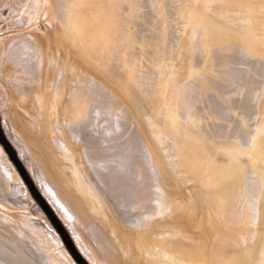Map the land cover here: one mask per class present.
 Segmentation results:
<instances>
[{"label":"bare ground","instance_id":"6f19581e","mask_svg":"<svg viewBox=\"0 0 264 264\" xmlns=\"http://www.w3.org/2000/svg\"><path fill=\"white\" fill-rule=\"evenodd\" d=\"M134 1L135 0H35V6H36V8H38L39 13H42L43 15H45V24L42 25V29L40 31V36H39L40 41L43 45V52H44V54L40 53L42 56L41 58H42V61L44 59H46L48 61L51 57H53V60H51V61L55 60V62H58V64L61 63V66L63 68L62 70H60V72L63 71V72H61L63 74L62 75L63 79L61 81L62 85L60 84L61 86H59L57 89L55 88L56 90L54 92H52L51 89L53 86L51 88L49 87V85H50L49 83L51 80L49 81L48 86L46 84H47V81L49 79L45 80V82L42 81L43 85H42V87L40 86L41 87L40 91L37 92L35 94V96L33 95L34 97H32V99L35 102H33V100L31 99L32 95L31 96L29 95L30 97L28 99L32 100L31 102H33V104L35 103V106H36L33 108L27 107V106L25 107V105L23 106L21 103L22 100L21 101L18 100L19 102L13 101L10 108L7 106L6 107L4 106L3 108H1V103H0L1 121L2 120L6 121V119H7L6 117L9 118V128H7V130L9 129L8 130L9 133L14 135L12 137L19 135L20 137L19 136L18 137L20 139H22V141L24 142L23 146L26 145L28 147L27 149H29V150L31 148V150H32L31 152H33L32 154L37 156L38 159H40L41 161L45 162V164H44L46 166L45 169H47L49 171V172L48 171L47 172L53 175V176H51L52 178L54 177L56 180H60L59 182H61L62 184L63 183L65 184V186L68 189L69 196L72 197V200L74 199L75 205L78 204L80 207L83 208V210L85 211V214H86L85 216H87L89 218L90 216L93 215V216L97 217V219L99 218L100 220L103 221V222L101 221L102 225H104L103 227H106L107 232L104 231L105 234L102 232L101 236L98 234H96V235H98V237L100 236L101 238L105 237V238H102V239H105V242H106L105 243L102 240L103 243L106 244V245H104L103 248H104V251L107 252V254L109 252L108 248H110L111 251L109 252L108 255H110V256L113 255L114 258L115 257L117 258V256H119L121 254L122 257L120 255V257H118V259L122 258L120 260L123 261V258L125 259V257H128L130 249L134 247V249H135L134 252L136 251L135 253H137L136 257H138V259L141 258L142 259L141 262L143 264L144 263L145 264H264V99L261 101L262 98L260 96L257 97L255 95V97H257V99H260V102H261V103L259 102L260 104L255 105V106H257L255 108V118H256L255 120L256 121H254V118L252 117L253 115L252 116L250 115V113H252V112L254 113V105H253L254 102L252 103V101H254V99H252V101H251V95L253 96V98H255L253 94L261 93V96L264 97V86H262L263 88L261 87V91H263V92H260V90L255 91V90H257V88H260L259 86L262 83L261 81L264 80V0H172V2H174V4L176 2V3H178V5L179 4L181 5V9L183 10V11H181V12H183L182 16L185 19V23H186L185 24L183 22L186 26L183 23H181L183 25V27L184 26L186 27V28L184 27L185 29H183L181 25L177 26L178 27L177 29L180 30V32L185 33V34L183 33L184 35L182 38H180V36H179L180 42L177 44L175 43L176 40H174L175 42L173 41L174 43H172L169 40L171 36H172L171 38L174 39L173 34L175 32V28L177 25V24L176 25L174 24L177 20L176 21L174 20L175 22H173V20H172L174 13H172V14L170 13L172 17L169 16L170 14H167V13H169L166 11V10H168V7L165 6L167 8V9H165V7L163 6V0H150L151 2H149V3L151 5L154 3L155 4L154 7L157 8L156 12H155L154 11L155 9L152 7L154 9L153 14H155V15L153 16V14H152V16H151L152 18H150V19H152V23H151L152 25L151 26L153 28V31H154V33L157 32V36H155V37H158V38L160 37V40L157 42L159 45L156 43L157 45L155 47L156 48L161 47V51H162L161 55L160 54L158 55V53L157 54L153 53L154 56H155V54L157 55L153 58V62H151L152 61L151 57L147 56V59L148 58L151 59V61L149 59L148 60L150 61V63H152L151 65H153V67L155 68L154 71L158 74V76L156 75L157 77H155V79L150 77V75L152 73H155V72H152L153 67L150 68L152 70H149L150 74L148 75L147 69L150 67L149 66L150 64H148V66H149L148 68L145 69V67L147 65L146 62L149 63V61H146L147 59H145L144 57L142 59L141 58L142 55L139 56L140 54L138 55V52H137L138 49H141L142 51L146 52V47L144 44L145 41L142 42L141 41L142 38L141 39L138 38L140 36L139 34L142 35L143 32L138 33L139 31L135 27L136 24H133V22L130 19V18H132L130 16H132L133 14L135 15V13H134L135 6H134V8L130 7L131 9H134V11H133V14H131L129 16L125 15V13L128 12L130 10V8L128 11L123 10V5H125V4L127 5V3H131L133 5ZM136 1H138V0H136ZM145 1H147V0H145ZM131 4H130V6H132ZM136 4H140V6H141V4H142L141 0H139ZM171 5H170V7L173 8V6H171ZM180 5H179V8H180ZM128 6H129V4H128ZM137 7H139V6L137 5ZM143 8L144 7H141V9H143ZM130 11H132V10H130ZM145 11H144V13H145ZM168 11L173 12L172 9L168 10ZM178 11L179 10H177V13H178ZM181 12H179L178 14L181 15ZM128 14H130V13H128ZM178 14H176V16ZM134 15H133V17H135ZM141 18H143V17H141ZM144 18H145V16H144ZM180 18H182V17H180ZM40 19H42V17ZM174 19H175V14H174ZM242 20L244 23H240ZM137 22H140V21H137ZM143 23H145V22H143ZM178 24H180V23H178ZM180 26L184 31H181ZM177 31H176V33H177ZM152 34H153V32H152ZM158 34H159V36H158ZM177 34H180V33L178 32ZM149 35H150V33H149ZM154 35H156V33ZM177 36L178 35H176V37ZM144 37H145V35H144ZM148 38H149V40L151 39L150 36ZM148 38H144V40L148 41L147 40ZM158 38H157V40H158ZM152 39H154V36L152 37ZM177 39H178V37H177ZM32 40H36V39L33 38ZM32 40H30V41L32 42ZM156 41L153 40V42H156ZM27 42H26V45L28 46ZM148 42H146V44ZM151 42H149V43L153 44V42L152 43ZM167 42L169 44L172 43L173 46H174V44H176L175 46L178 45L177 51H175L176 47L166 45V46H169L170 48L171 47L175 48L174 55H173V52H174L173 49L170 51V48L164 47V45ZM177 42H178V40H177ZM32 43H34V42H32ZM22 44L23 43H21V45ZM34 44H35V46L33 49H35V47H36V43H34ZM34 44H32L31 47H33ZM38 44L39 43L37 42V45ZM150 44H149V46H150ZM42 45H41V47H42ZM154 45H155V43H154ZM27 46H26V48L28 50ZM151 46L153 47V45H151ZM30 48H29V50H30ZM38 49L41 50L40 46H39V48L37 47V49H35V51L34 50L33 51L36 52V50H38ZM149 49L152 50V48H149ZM149 49H147V50L149 51ZM166 49H169L168 50L169 55L170 54L173 55L172 56L173 58L172 59L170 58L172 60V62H170V63L165 62L166 58L163 59L164 54H166V52L168 53V51H166ZM24 50L28 53V51L26 49H24ZM153 50L151 51V53L149 52L151 56L153 55L152 52H157V51H155V50L153 51ZM17 51H18V49H17ZM31 52H32V49H31ZM31 52H30V56H31ZM34 52H33V55L36 54ZM158 52H160V50ZM233 52L235 54H233ZM21 53H22V51H21ZM23 53H24V51H23ZM25 55L26 54L24 53L23 58ZM146 55H149V54L146 53ZM38 56H40V55L38 54ZM38 56L36 57L34 55L33 57L38 59ZM13 58H14V56H13ZM18 58L20 59L21 56L19 55ZM18 58H16V60ZM27 58H28V54H27ZM29 58H31V57H29ZM29 58L27 60H25L26 59V56H25V59H24L25 65L26 64L29 65V62H25V61H28ZM19 59H18V61H19ZM34 59L29 60L30 63H31V61H34ZM39 59H40V57H39ZM16 60H15V58L13 60V62L15 61V63H11V61H8V60L7 61H8V63L10 62V65L14 64L13 66H15V65H17ZM20 60H23V59H20ZM40 60H37V61L42 62ZM209 60L217 61L219 66L228 67L232 63L234 65L236 64L238 66L237 67H234V66L231 67L234 69H231L229 66L230 69H228L226 72L222 71V69H221V71H216L217 70L216 69L215 70L216 72L212 71L213 73L202 72L206 68L205 65L209 62ZM5 61L6 60H4V62ZM37 61H35V62L39 63ZM51 61L50 62L48 61V63L51 67H53L54 63H53V65H51L52 64ZM143 61H145V63ZM6 63L4 64L5 65L4 68L7 67ZM19 63H20V61H19ZM36 63H35V65H36ZM143 63L146 64L145 67H144ZM212 63H214V62H211V65H212ZM22 64H23V62H22ZM10 65L8 64L9 67H8L7 72L10 71L9 70ZM49 65H47V67H46V68H48V71H49V67H50ZM141 65H143L142 67H144V69L141 67ZM244 65H247L246 69L243 67ZM1 66H2V64L0 62V67ZM13 66L11 65V67H12L11 72L13 70V73H14V68H16L15 70H17V66L16 67H13ZM37 66L41 67V65H38V64L36 65V67ZM241 66H242V68H241ZM253 66L255 67V69L253 68ZM33 67H35V66H33ZM203 67H204V69H202ZM208 67L211 68L210 65H208L207 68ZM250 67H252V69ZM1 68H3V67H1ZM214 68H215V66H214ZM218 68H220V67H218ZM249 68L251 71L249 70ZM22 69H23L24 75H25L26 69L24 70L23 67L22 68L20 67L19 68L20 71L19 72L17 71V72L23 73V71H21ZM31 69H33L32 70V72H33L35 68L31 67ZM37 69L38 68H36V70ZM41 69H42V67H41ZM111 69L112 70L114 69V71H115V69H117V70H119V73L122 72V75H123V77H120V76L119 77H113L112 81L114 83L108 82L109 84L110 83L115 84L116 89L114 87H113L114 89L112 87L110 88V85L107 84V82L105 80L106 78L110 77V75H111L110 70ZM208 69H205V70L211 71ZM45 70L42 71L43 74L45 73L44 72ZM48 71H46V72H48ZM56 71L59 72L58 67H57ZM56 71L54 72L55 74H56ZM114 71H111V72H114ZM17 72H15L14 74L18 75ZM42 72H41V74H42ZM255 72L258 74L257 76L259 78H257L256 75L252 74ZM38 73H39V71L37 72V74ZM119 73H117V74L119 75ZM37 74H36V77H37ZM55 74L53 76H55ZM113 74H116V72ZM4 75H6V73L5 74L3 73V76ZM9 75L11 76V74H9ZM9 75L8 76L6 75V76L9 78ZM59 75L60 76H57L58 78L61 77V74H59ZM7 77H5V78H7ZM13 77L14 76H11V78H13ZM26 77H29V76L26 75ZM38 77H40V76L38 75ZM255 77L257 80L255 79ZM40 78H43V76ZM253 78L256 80L255 82L253 81ZM14 79H16V78H14ZM59 79H61V78H59ZM145 79H147L146 84H145ZM10 80H12V79H10ZM20 80H19V82H18V79L16 81L12 80V82L14 81V82H17V84L18 83L21 84L22 80H24V79L22 78V80L21 81ZM42 80H44V79H42ZM149 80L151 82H153V85L151 83L152 88L150 86H148V85H150L148 83ZM7 81H8V79H7ZM24 81H26V80H24ZM99 81L101 83V86L99 85L100 87L98 86L95 89V86L100 84ZM53 82L55 83L56 81L53 80ZM20 84H18L19 85L18 88L20 89L19 91L22 90L20 87ZM57 84L59 85V82ZM145 85H147V87ZM261 85H263V84H261ZM102 86L104 88V91L107 90L108 92L107 91L102 92L103 89L102 90L99 89ZM27 87H26V89H24L25 92H27L26 90H28ZM144 87L147 88L146 90H148V87H150L149 89H151V90L150 91L148 90L147 92H145L146 90L144 89ZM249 87H250V89H247ZM97 88H98L99 92L101 91L100 93H102V95L96 91ZM244 88H246L247 90H244ZM30 89H32V88H30ZM37 89H39V88H37ZM37 89H36V91H38ZM211 89L216 90V91L213 90V92H218L219 95L222 94L225 97H228L229 95H232V93L234 94L237 91L240 92L241 89L246 91L247 94L250 92L248 94L249 96L245 94L248 97V98L245 97L246 101L244 100L245 101L244 102L242 100V101H240L241 102L240 104H242V102H244V106H245L246 110H243L242 112L245 111V113L247 114V115H245V113H244L245 116H248V114H249L253 118V123H257V124H255V126L257 125L255 127V129L256 128L257 129L256 130L253 129V131L254 130L255 131L249 132L250 135H248L249 134V133H247L248 129L246 130L245 128H247L250 125L249 122H251L250 121L251 119L246 121L249 117L245 118L244 116L242 117V115H241L242 118L239 120L238 118L241 114L240 113L239 115H236V116H238V118H236V119H238L237 124H236V119L233 118V116H235V114H237L238 111H237V113H235V114L233 113L234 115H232L231 111L234 108V107H232V109H231V107H230L233 105V102L231 101L232 96L229 97V99L231 98L230 101L232 103H230V104H232V105L228 104V106H227L226 100L223 101V103L225 102L226 105H223V103H220V101H221L220 99L223 97H221V96L217 97V98H220L219 99L220 101L219 102L216 101L218 99H216L214 95L215 94L218 95L217 93H211V95L214 98L212 96H208V92L210 93ZM28 91H30V90H28ZM143 91L145 92V95L140 94V93L144 94ZM247 91H249V92H247ZM254 91H255V93H253ZM25 92L23 94H25ZM109 92L111 94L113 93L112 96ZM13 94H12V96H13ZM139 94H140V96L142 95L143 97L139 98V96H138ZM27 95H28V92H27ZM113 95H115L117 97V99L119 100L117 102H119L121 105L123 103L126 105H129V107L132 108L134 110V112L136 110H139L138 108H142V107L137 108V105H136L137 100L139 98L140 101H138V102L140 103L143 101V104H144V106L148 112L147 116L149 115L148 117H150V119L148 118L149 121H147V122L145 120H142L141 123L138 122L141 125L140 130H141V134H143V137H144V139H142V137L140 136V138H141L140 140H145V142L141 141V142H143L142 144L144 147L141 149H145V151H147L146 154L148 153V156H146V160L145 159H143V160H145L148 163V165H150L148 170L151 171V172H148L150 176L146 175L147 180H146V178H144L145 177V172H144L145 170L143 172L140 171L141 169L143 170V168H144L143 164L141 162V159H140L142 157H138V156L136 157V154H135L134 161L133 160L130 161V158L128 157L129 155L131 156V153H132V151L130 149H132L136 145L132 146L131 145L132 143H131L130 145L132 146V148H130V145H128L129 146L128 147L127 144L126 145L124 144V142L126 140L123 141L122 137H121L122 142L120 141V143L121 144L123 143L124 146L123 147L120 146L121 144L119 143L120 149L122 147V150H123L127 146V148H130V149H127V148H125V149L130 150L131 153H130V151L126 152L125 149H124L125 151H122V150L120 151L119 147H115V149L113 148L114 150H116V148H118L116 150V153H117V151H118V153L116 154L115 151L110 148L114 152H111L110 150H108L111 152V153H109V152L108 153L109 154L114 153L116 155H114V154L108 155V153H107V155L109 156L108 160L107 159H106L107 161L104 160L105 162L101 161V163L98 162L99 165L101 164L102 166L104 164H107V166H105V169L109 165V167L107 168V170H109V171H110V165H112V164H110V161L114 162V164L112 165L113 170L110 171L111 174L113 173L112 171H115L112 175L113 179H114L113 180L114 185L117 181L120 180V177L123 180L122 171H119L121 169L124 170L123 172H124V175L126 176V177H124L125 178L124 182L125 183H126V181L131 182V185H128L127 183L123 184L122 183L123 181L120 180L119 182L122 183L123 186L122 185L120 186L118 183L114 186V185H112V183H110L112 185V187H110L109 189L112 188L111 189L113 192L112 194L117 195V193H119L117 195V196H119L120 195L119 190L122 189V188L119 189L120 187L124 188V186H130L129 188H133L132 186L136 185L135 188H138L137 190L139 192V193H137V192L136 193H137V196L139 195L138 197H139L140 201L142 200V201H145L146 203H147V201H149L150 204L154 205V207L152 208V211L150 210L151 208H147L145 202H144L145 205L143 204L144 206L141 205V206H143V208L145 207L147 210L149 209L150 210L149 213H147V211H144L145 208L143 209L139 205V207L141 209H143L142 212L144 211L145 213L144 212L142 213L137 208L138 209L137 212H141V214L139 213L140 215H136L134 213V215H136L138 217L137 221H138V219H141V221H138L141 223L135 224L136 229L134 228L133 224H132L133 228L131 226H130L131 228L129 226H127L128 224L124 225L125 227L129 228V229L127 228L128 231L131 229H134L133 232H132V230L128 232L127 229H124L125 228L123 226L124 223L123 224L120 223L124 219L127 220V218H128L127 215L130 212L125 216L127 218H124V216H123V218H120L121 221L119 219L117 220L118 222L120 221L119 223L116 222L115 218L117 216V213H116V216L115 215L113 216L110 213L111 211H109V209L111 208V202H109L110 206L109 205L108 206L110 208L108 209L107 205L103 204V202H104L103 199L105 198V196H104V198L102 197V200H101L102 202H101L100 198L102 196V193H101V196H99V192H98L99 190H97L98 194L96 192V189L99 186L96 185L97 188L95 189V187H93L94 185L92 186L93 181L89 182V178H91V177L89 175H88L89 178L85 177V176H87V175H85V173L88 174V172H89L88 170L91 171V169H92L91 166H93L94 164H95L94 166H97V164H98L97 162L94 163L95 160L93 161L92 160L93 158L91 159V156L94 154L93 151H92L93 154L90 156L89 160H92L91 162L94 164H91L90 161L87 162L88 164L87 163L85 164V165H88L87 166V168H88L87 172H85L86 168L85 169L83 168V164L85 162V160H83V159H87V157H86L87 154L89 156L91 154V150H92L90 147L91 146L90 145L91 144L90 139H92L93 137L96 138L97 136L99 137V135H97L99 133H97V134L94 133V135L90 136V137H89V135H92V133L96 130V128L101 130L99 127L96 126L97 124L94 123V121L96 120V119H94V120H92V122H93L92 124H95V126H93L95 130H93L92 133L89 134V132H88L89 129L87 128V125H89L90 123L87 124L86 120L89 119L88 116L90 113L92 114V117H94V115H95V114L93 115V113H96L97 117L100 114H101V117L103 116L102 118L105 119V121L103 119V121L105 123H106V121L109 122L110 118H111L110 113L112 112V111L110 112V99L113 97V99L115 100V98H116ZM15 96L17 97V99H19L20 97H22V98L24 97V96H20L18 98V95H15ZM237 96H240V95L237 94ZM16 97H14V99ZM208 97H210V98H208ZM141 99H142V101H141ZM229 99H228V101H229ZM235 99H236V97H235ZM240 99H236V100H240ZM257 99H256V101H258ZM229 102H227V103H229ZM23 103H25L24 100H23ZM139 105H142V103ZM238 105H239V103H238ZM233 106H236V105L234 104ZM239 107L241 108L242 106H239ZM230 109H231V111H230ZM140 110H143V109H140ZM240 110H242V108ZM123 111H124V109H123ZM147 112H145V113H147ZM230 112H231V115H230ZM234 112H236V111H234ZM122 113H120V114H122ZM1 114L4 115L5 119L4 118L2 119ZM144 114H143V116H144ZM85 116L87 118L85 120L86 129H88V130H84V132L88 133V134H86L88 139L86 136H84L85 134H83V132H81L82 135H79V134H81L80 132H79V134H76L77 132L75 131V129H74L75 135L70 134V136L73 135V137L72 138L71 137L66 138L67 139L66 141L68 143L66 141H64L65 139L60 138L61 134H59V133H61L62 131L64 132L65 129L62 130V128H61V132H60L57 128H55L54 124L55 123H56L55 125L58 124L56 122V120H58V122H59V119L61 120V117H63V119L61 120L63 122L60 121L61 123H59V124L60 125L62 123L66 124L68 122L66 125H68V127H69V124H70L69 121H71V126L74 123L77 125L78 124L77 122H79L80 120H83V117L85 119ZM122 116H124V115H122ZM230 116H232V119H234L232 121H235V124H234L235 126L231 123L232 127L235 128V129H233L231 127L234 131L233 132L231 129V132L233 133V135H231L230 138H228L229 140L227 138H225L228 142H226L225 139H224L225 142L220 141V140H223L220 138V137L224 138L223 135H226L225 137L228 136V134H222V133L227 130V129H225V126H224L225 123L224 122L228 121V119H230ZM137 117H140L139 114H137L136 118ZM64 119H67L66 123H65L66 120L64 121ZM90 119H92V118H90ZM118 119H116V120H118ZM133 119H135V118H133ZM100 120H102V119H100ZM116 120H115V122L118 123V121H116ZM203 120L208 122V123H206V122L204 123ZM97 122H99V119ZM229 122H227V123H229ZM6 123L8 124L7 121H6ZM101 123H103V122H101ZM133 123L134 122H132V124ZM253 123H252V125H253ZM80 124H81V122H80ZM85 124H84V126H85ZM92 124H90V127H89L90 131L93 128ZM108 124H110V123H106L107 126H109ZM205 124H208V125H206V127H205L204 126ZM81 125H83V124H81ZM103 125H104V123H103ZM103 125L101 126V124H100L99 126L104 127L105 125L104 126ZM115 125H116V123H115ZM115 125H114V128H116ZM201 125H203V126H201ZM63 126H65V125H63ZM136 126H137V123H136ZM57 127H58V125H57ZM5 128L6 127H4V129ZM72 128H74V127H72ZM117 128H120V127H117ZM226 128H228V127H226ZM253 128H254V126H253ZM69 129H71V128H69ZM98 129L96 130L97 132H99ZM115 130L117 131V129H115ZM115 130H114V132H115ZM244 130H246L247 132ZM57 131H59V132H57ZM101 131H104V132L111 131L110 126L103 128V130H101ZM250 131H252V130H250ZM68 132H67V135H68ZM122 132L124 133V131H122ZM64 133H66V132H64ZM70 133H72V132H70ZM108 133L106 135L110 136V133H109V135H108ZM119 133L117 135H120ZM95 134L97 135L96 137H95ZM113 134H115V133H113ZM76 135H77V137H76ZM100 135H101V133H100ZM104 135H105V133H104ZM106 135H105V137H106ZM129 135L130 134H128V137H129ZM220 135H222V136H220ZM78 136L82 137V138H83V136H84V138L86 137V139H84V141L86 142V140H89L90 144L84 142L82 144H78V146H77L76 145L77 142H76V139H74V137L78 139V143H81L83 140L82 138H80L81 140H79ZM161 136H164L162 138L167 137L166 139L169 140L168 142L171 145H167V147H169V146L173 147L174 153L172 152V154H175V156L173 157L171 154L170 155L173 157V159H175V157H176L177 162L175 160L174 161L176 163H178V165L176 163L175 164L178 166L180 172H182L184 174V176L187 177V178L186 177L185 178L188 180V182L192 185V187H191L192 192L190 191L191 192L190 194H193L194 198L193 199L191 198V200H189L190 199L189 197L182 196V193L181 194L179 193L180 195L178 194V195H176V197L173 196V198H172V195L170 194L171 197L169 199L168 195H165V194H167V192H166L167 186L165 187L166 193L164 192L165 193L164 195L161 196V195H159V193H157L158 192L157 189L159 188V191H160L161 185L164 184V182L161 183L162 177H164V176L167 177V175L168 176L170 175L169 174L170 170L168 171V168H167L168 166L166 167V165H169V164L167 162L165 165V162H164L165 161L164 153H166L167 151L166 152H163V151L167 150V149H164V147L160 144V137ZM232 136H233V138L231 139ZM7 137L9 139H12L11 137H9L8 133H7ZM18 137H15V138H17L16 141H18ZM100 137H102V136H100ZM105 137L103 136L104 139H105ZM248 137H249V140H248ZM59 138L63 141H61ZM68 138L74 139L73 141H75L76 144H74L75 142L71 143L70 142L71 139H70V141H68ZM109 138L110 137H108V140H109ZM134 138H136V137H134ZM218 138H220V140L216 141L215 139H218ZM100 140H101V143L103 142L104 144H106V142H104V140L102 141V138L98 139V141H100ZM112 140H113V138H112ZM244 140H247V142L245 141L246 142L245 146H244V144H242V141H244ZM69 142L71 144H74V146L76 145L77 147H75V148H77V149L72 147V145ZM115 142H116V140H115ZM141 142H140V147L142 146ZM168 142L166 141V143H168ZM93 143H95V142H93ZM113 143H114V141L112 142V144L109 143L108 146L104 145L103 148H105V147L107 148L110 145H113ZM117 143L116 144L114 143V145L118 146ZM145 143H146V145H145ZM83 144H89V145H85V147H86L85 148L83 146ZM98 144H100V143H97V146H98ZM79 145H80V147L82 145V148L84 147L83 149H85V150L80 149L81 150L80 151L78 149ZM165 146H166V144H165ZM138 147H139V145H138ZM172 147H169L170 150H172L171 149ZM89 148L91 150H89ZM86 149L88 151H86ZM82 151H84V153ZM85 152H86V154H85ZM98 152H97V155L95 153L94 156L98 157ZM105 152H107V150ZM121 152H124V153H121ZM126 153H128V154H126ZM141 153H142V151H141ZM0 154H3L4 158L7 161V164L2 163L4 165L3 166L1 165L2 167H4L5 165H8V167L7 166L4 167L5 172H7V173L10 172L9 170L6 169V167L8 169H11L13 176H15V178L18 180V183H19V185L23 191L22 194L24 193L26 196H28L32 200V202L34 204H37L34 201V199L32 198V196L30 195L27 186L23 182L20 174L18 173V171L16 170V168L14 167V165L12 164L10 159L8 158V155L6 154L4 148L1 145H0ZM19 154H20L19 156L23 160V155H22L21 150L19 151ZM143 154H145V153H143ZM100 155L101 154L99 153V156ZM104 155H106V154H104ZM166 155H168V154H165V156ZM170 155H168V157H170ZM219 156H223L222 160L219 158L221 161H219L217 159ZM96 157H94V159ZM100 157H102V156H100ZM99 159L100 158L98 157L97 161H99ZM126 159H128V162L126 161ZM41 161H39V162H41ZM102 162L104 164H102ZM113 162H111V163H113ZM131 162H132V164H130ZM172 163L174 164L173 160H172ZM173 164H172V167H174ZM89 165H90V168H89ZM98 166H97V168H99ZM103 167L99 168L100 171L104 170ZM31 170L32 169L30 167L29 172L33 176L34 181L36 182V185H38L37 187H39V189L42 191V194H44V197L48 200L50 205L54 208V210L57 213V215L59 216V218L62 220V222L64 223L66 228L69 230L70 234H72V238L74 239V242L76 243V246H77L78 250L80 251V253L84 256V258L90 264H100V262L98 263V261L96 260V256H95V258H93L94 254L93 255L91 254L92 255L91 256L90 252L88 251L89 250L88 244L90 243V241H87L88 238L86 240L88 243L84 242L85 241L84 239H86V237H88V236L84 235V237H82V234L80 233L81 235L79 238V233H78V231H76V227H77L76 225L78 223V220L76 219L77 217H75V214H73L75 212L76 208H75L74 212L72 213L71 210L68 209L69 207L67 206V204H64L65 203V201H63L64 198L62 199L60 196H58L59 190L56 191V189H54V188H56V187H54V185H53V187H54L53 188L52 185H49L48 182H46L47 179L44 180L45 174H43L44 175V179H43V176L41 175L43 172L42 173L39 172V174L36 175V174H34L33 170L32 171ZM96 170L98 171V169H96ZM100 171H98V172H100ZM118 171L120 172V174L118 173ZM95 172L96 171H94V173ZM117 173L119 174L120 177L118 176ZM148 173L146 172V174H148ZM170 173L172 175L171 171H170ZM182 173H181V175H182ZM89 174H90V172H89ZM102 175L104 176V174H102ZM249 175H251V176L248 177ZM97 176L100 179L102 178L98 174H97ZM104 177H106V176H104ZM148 177H150L151 179H149ZM182 177H183V175H182ZM247 177L249 179L248 182L246 181ZM252 177L254 179H252ZM47 178H48V176H47ZM109 178H111V177H108V179ZM250 178L252 180V183L250 181ZM115 179H116V181H115ZM166 179L169 181L170 176H169V179L168 178H166ZM172 179L173 178L171 177L170 181ZM102 180L103 179H101V181ZM105 180H107V177L102 182L103 185L105 184ZM172 181L174 183H175V181L177 182V180H175V181L172 180ZM111 182H112V180H111ZM132 182H133V184H132ZM188 182L186 181V183H188ZM253 182H255V184H253ZM57 184H55V185L57 186ZM110 184L107 183L106 186H108ZM165 184L168 185L167 182H165ZM184 184H185V182H184ZM173 185L174 186L172 188H174L176 191L180 190V187L178 185H175V184H173ZM250 185H251V188L253 187L252 188L253 190L251 189L252 191H250L248 189V188H250V187H248ZM170 186H172V185H170ZM170 186H169V188H170ZM187 186L188 185H186V187ZM58 187H60V185ZM63 187H61V190ZM117 187H118V190H117ZM114 188H116V189L113 191ZM129 188H128V190L130 191ZM135 188L132 189L133 192L135 191ZM176 188H178V189H176ZM247 189L250 191L249 193L251 195L249 193H248L249 196L246 194L247 195L246 198H249V199H247V201L249 200L250 205L252 204L254 206V208H252L253 210H251V206H249V208L247 206L246 210L243 209L244 212L241 210H240L241 213L239 211H237L240 213V215L238 214V216L235 220L228 222L230 217L233 215V213H235L236 209L239 207L238 205H239V202L241 200V197L243 195H245L244 192ZM132 190L130 193L134 194V193H132ZM168 190L170 191V189H167V191ZM162 191H164V190H162ZM180 191L183 192L182 189ZM19 192H21V191H19ZM170 192L172 193V190ZM247 192L248 191H246V193ZM108 193H109V191H108ZM64 194L66 195V192ZM121 194L122 195H120V196L123 197V196H125L124 194L127 195L128 193H124V194L121 193ZM135 194L133 196H135ZM172 194L175 195V193H172ZM110 196H111V194H110ZM133 196L131 198H133ZM193 196H190V197H193ZM66 197H68V196H66ZM114 198H116V197H114ZM174 198H176V199H174ZM246 198L244 197V201H246L245 200ZM121 199H124L123 201H125V198H121ZM157 200H158V202H157ZM172 200H175V201L173 202L172 206L168 205L171 207L169 209L170 212L166 213L167 211H164V208L166 210L167 209L166 208L167 203H169V201L172 202ZM109 201H111V200H109ZM114 201H115V199H114ZM117 201H119V200H117ZM123 201L120 204H123ZM133 201H134V199H133ZM137 201H135V202H137ZM71 204H73V203H71ZM116 204H118V202H116ZM36 207H38L37 209H39V211H40L39 213H41L40 215L43 216L44 213L42 212L40 207L38 205H36ZM75 207H78V206H75ZM125 208H123V209H125ZM154 208H157V209L159 208V210L161 208L163 215L162 214L158 215V210L155 211ZM77 210H76V212H77ZM134 210H135V208H134ZM81 211H82V209H81ZM118 211H119L118 215L122 214L120 210H118ZM156 212H157V214H156ZM112 213H115V212H112ZM79 214H81V212ZM123 214H124V212H123ZM128 216H130V215H128ZM136 216H134L135 220H136V218H135ZM163 216H166V217H163ZM83 217H81V218L84 219L85 217L84 218ZM87 217H86V219H87ZM130 217H132V216H130ZM251 217H253V218H251ZM43 218H45L46 227L48 228L49 232L52 233L53 239L55 240V243L58 245V248L60 249V251L63 255V258L66 259L65 261H67L69 264H77L75 262V260L73 259V257L71 256V254L69 253V251L67 250V248L65 247L62 239L60 238V236L58 235L56 230L53 228V226L48 221V219H46V217H44V216H43ZM86 219H84V220H86ZM93 219H90V221L91 220L93 221ZM144 219H147V220H145V223H144ZM250 219H253V225L250 224ZM94 222H95V224L98 223L95 220L93 221V223ZM5 223H7V221ZM88 223H90V222H88ZM117 223H118V225H117ZM119 224H121L120 225L121 228L119 227ZM139 224L140 225L142 224V225L139 226ZM98 225H100V224L98 223L97 226ZM102 225H100V226L102 227ZM97 226H92L91 230ZM103 227L101 229H103ZM100 228L98 226V229H100ZM82 229H83V227H82ZM98 229L95 228V230H98ZM101 229H100V231H98L99 234L101 233ZM43 230H45V229H43ZM253 231H255V232H253ZM252 232L256 233L254 237H250V234ZM92 234H93V232H92ZM42 235H43V233H42ZM87 235H90V234H87ZM94 235H95V233H94ZM243 236L245 238H242ZM107 237H110L109 246H107L108 245L107 244L108 242L106 241ZM99 239H97V240H99ZM31 240H33V239H31ZM8 241H10V240H8ZM3 242H4V240H3ZM8 243L6 246H8ZM2 244H4V243H2ZM93 244H96V243H93ZM98 244L100 246V243H98ZM20 245H22V244H20ZM33 245H35V244H33ZM1 246H3V245H1ZM1 246H0V248L2 249ZM89 246H90V244H89ZM94 246L95 245H93V247ZM23 247L26 248L25 245H23ZM90 247L92 248V245ZM105 247H106V249H105ZM98 248L99 247H97V249ZM1 249H0V251H1ZM9 249H11V248H9ZM12 249H11V252H12ZM18 249H16V250L18 251ZM93 250H90V251H92V253H93ZM104 251L102 254H105ZM131 252L133 253V250H131ZM26 253H27V251H26ZM31 253H33V252H31ZM99 253H100V251H99ZM110 253H112V254H110ZM117 253H119V254H117ZM115 254H116V256H115ZM13 255H15V254H13ZM21 255H22V250H21ZM21 255H18V256H21ZM134 256H133V259H134ZM106 257L108 259V256H106ZM14 258H16V257H14ZM116 258H115V260H117ZM1 259H3V258H1ZM128 259L131 260L132 258L128 257L124 261H126ZM136 259L137 258H135V260ZM18 260H22V259H18ZM120 260H118V262H120ZM130 260L127 261V264H129L128 262H130ZM1 261L2 260H0V262ZM9 261H11V260H9ZM122 261L120 262L121 264H123ZM131 261L134 262V260H131ZM53 262H54V260H53ZM138 262L139 261L137 260V263ZM3 263H5V262H3ZM23 263H24V261H23ZM48 263H50V261ZM60 263L61 262L59 261V264ZM7 264H9V262ZM17 264H19V263L17 262Z\"/></svg>","mask_w":264,"mask_h":264},{"label":"rangeland","instance_id":"374dc122","mask_svg":"<svg viewBox=\"0 0 264 264\" xmlns=\"http://www.w3.org/2000/svg\"><path fill=\"white\" fill-rule=\"evenodd\" d=\"M139 1V0H138ZM138 1H134V4L132 5L131 3H127V5L125 6V5H123V10L124 11H128L129 10V8L130 7H132V8H134V6H135V11L137 12H135L134 11V9H131L130 8V10H132V11H128V12H124L125 13V15H131V14H133V11H134V13H135V17H133V15L132 16H130V17H132V18H130L131 19V21L133 22V24H136L135 25V27L137 28V30L139 31L138 33H140V32H143V34L141 35V34H139L138 36V38H142V42H144V44H145V47H146V52H144V51H142L141 49H138L137 50V52H138V55L139 56H141L142 55V59H143V57L145 58V59H147V56H150L151 57V59H152V61H151V59H149L151 62H153V58L155 57V56H157L156 54L158 53V55L160 54H162V51H161V47L159 48V47H155L158 43V41L160 40V37L158 38V37H155V36H157V32H155L156 33V35H154L155 33H154V31H153V28H152V19H150V18H152L151 16H152V14H153V10L156 12V7H154L155 6V4L153 5H151L149 2H151L150 0H147V1H145V0H141V2H142V4H141V6H140V4H136ZM170 1V2H169ZM163 0V6L165 7V6H167L168 7V10H171L172 9V11L173 12H171V11H168V10H166L167 12H169V13H167V14H172V13H174L175 14V19H174V14H173V18H172V20H173V22H175L176 20V22L174 23L175 25H176V28H175V32H174V34H173V36H174V39L173 38H171L170 37V41L172 42V43H174L175 41L174 40H176V44L177 43H179L180 42V38H182L183 37V35L185 34L184 32V34L182 33V32H180V30H178L177 28V26H179V25H181L182 26V28L183 29H185L186 27V23H185V19L183 18V12H181V11H183L182 9H181V5H180V8H179V5H178V3H176L175 2V4H174V2H172V0ZM58 3V2H57ZM168 3V4H167ZM128 4H129V6H128ZM130 4L132 5V6H130ZM136 4V5H135ZM144 4V5H143ZM165 4V5H164ZM172 4V5H171ZM178 6H177V5ZM137 5L139 6V7H137ZM143 5V6H142ZM169 5V6H168ZM170 5L171 6H173V8L172 7H170ZM176 5V6H175ZM141 7H144L143 9H141ZM154 9H153V8ZM170 7V8H169ZM175 7V8H174ZM177 7V8H176ZM128 8V9H127ZM137 8V9H136ZM149 8V9H148ZM152 8V9H151ZM165 9H167L166 7H165ZM174 9V10H173ZM143 10V11H142ZM146 10V11H145ZM152 10V11H151ZM177 10H179L178 11V13L179 12H181V15L180 14H178L177 13ZM144 11H145V13H144ZM175 11V12H174ZM149 14H148V13ZM152 12V13H151ZM128 13H130V14H128ZM151 13V14H150ZM144 14V15H143ZM171 14L169 15L170 17H172L171 16ZM176 14H178L177 16H176ZM142 15V16H141ZM155 14H153V16H154ZM180 15V16H179ZM144 16H145V18H144ZM42 17V19H40ZM141 17H143V18H141ZM177 17V18H176ZM180 17H182V18H180ZM136 18V19H135ZM134 19V20H133ZM181 19V20H180ZM184 19V20H183ZM146 20V21H145ZM175 20V21H174ZM135 21V22H134ZM137 21H140V22H137ZM179 21V22H178ZM181 21V22H180ZM143 22H145V23H143ZM185 24H184V23ZM149 23V24H148ZM178 23H180V24H178ZM181 23H183L185 26V28L183 27V25L181 24ZM240 23H244L243 22V20L240 22ZM43 24H45V15H43L42 13H39V10H38V8H36V6H35V0H0V62H1V64H2V66L1 67H3V68H1L0 67V103H1V108H3L4 106L6 107H9L10 108V106H11V104H12V102L13 101H21V103H22V105L24 106L25 105V107L27 106V107H31V108H33V107H36L35 106V103L33 104V102H35L33 99H32V97H34L35 96V94L37 93V92H39L40 91V88L42 87V85H43V82L42 81H44L45 82V80H48L47 81V86L49 85V87L51 88L52 86V92H54L59 86H61L62 84H61V81H62V79H63V74L61 73V72H63V71H61L60 72V70H62L63 68H62V66H61V63L60 64H58V62H55V60L54 61H51V60H53V57H51L48 61L50 62L51 61V65H53V63H54V65H53V67H51L50 65H49V63H48V61L46 60V59H44L43 61H42V56H41V54L40 53H43L44 54V52H43V45H42V43H41V41H40V31H41V29H42V25ZM142 24V25H141ZM144 24V25H143ZM174 25V26H175ZM138 26V27H137ZM181 26H180V28H181ZM149 29H148V28ZM181 28V31H184L183 29ZM146 30V31H145ZM178 30V31H177ZM176 31H177V33L179 32L180 34H177L176 33ZM146 32V33H145ZM148 32V33H147ZM152 32H153V34H152ZM149 33H150V35H149ZM144 35H145V37H144ZM154 36V39H152V37ZM176 35H178L177 37H178V39H177V37H176ZM148 38L149 36H150V40L153 42V40L154 41H156L157 40V38H158V40L156 41V42H153V44H150L149 42H151L150 40H149V38L147 39L148 41H146V40H144V38ZM152 36V37H151ZM158 36H159V34H158ZM179 36H180V38H179ZM37 37V38H36ZM39 37V38H38ZM194 37V36H193ZM36 39V40H32V39ZM176 38V39H175ZM195 38V37H194ZM226 38V37H225ZM172 39V40H171ZM30 40H32V42H34V43H36V47H35V49H37V47L39 48V46H40V48H41V50H36V52H34L35 51V49H33L34 48V46H35V44L34 43H32ZM177 40H178V42H177ZM28 41V42H27ZM169 41V42H170ZM174 41V42H173ZM26 42L28 43V46L26 45ZM37 42L39 43L38 45H37ZM146 42H148L147 44H146ZM151 42V43H152ZM21 43H23L22 45H21ZM34 44L33 45V47H31L32 46V44ZM154 43H155V45H154ZM157 43V44H156ZM169 44L168 42L164 45V47H168V48H170L169 46H166V45H170V46H173V44ZM149 44H150V46L151 45H153V47L151 46H149ZM176 44H174V46L173 47H176V50H175V48H170V51L173 49V51L175 50V51H177V49H178V45L177 46H175ZM20 45V46H19ZM41 45H42V47H41ZM159 45V44H158ZM26 46L28 47V50H27V48H26ZM24 47V48H23ZM31 47V48H30ZM152 48V50L154 49L155 51H157V52H152V54L153 53H156L155 54V56H154V54L151 56L150 55V53H151V49H149V48ZM21 48V49H20ZM29 48H30V50H29ZM17 49H18V51H17ZM24 49H26L27 51H28V53L24 50ZM31 49H32V52H31ZM147 49H149V51L147 50ZM157 49V50H156ZM34 50V51H33ZM153 50V51H154ZM160 50V52H158ZM163 50V49H162ZM169 49H166V51H168ZM21 51H22V53H21ZM23 51H24V53L26 54L25 56H26V59H25V56H24V58H23V55H24V53H23ZM42 51V52H41ZM148 51V52H147ZM175 51L173 52V55H174V53H175ZM18 52V53H17ZM30 52H31V56H30ZM33 52L34 53H36V54H34L36 57L38 56V54L40 55V56H38V59H36L35 57H33L34 55H33ZM143 52V53H142ZM150 52V53H149ZM235 52V51H234ZM233 52V54H235ZM146 53H148L149 55H146ZM172 53V52H171ZM22 54V55H21ZM27 54H28V58L29 57H31V58H29V60H31V59H34V61H31V63H30V61L28 60V61H25V62H29V65H25L24 64V59L25 60H27L28 58H27ZM146 56H145V55ZM169 51H168V53L166 52V54H164V57H163V59H165L166 58V60H165V62H167V63H170V62H172V54H170L169 56ZM14 56V58H15V60H16V58H18L19 57V55L21 56V58L20 59H23V60H20L19 58V61H20V63H19V61H18V59L16 60V64L18 65H15V66H13L14 64H11L13 67H16L17 66V70H15L16 68H14V73L15 72H19L20 70H19V68L21 67H23L24 68V70L26 71L25 72V75H24V71H23V69L21 70V71H23V73L22 72H20V73H18V75H15L14 73H13V70H12V72H11V69H12V67H11V65H10V62L8 63V61H11V63H15V61L13 62V60H14V58H13V56ZM18 55V56H17ZM12 56V57H11ZM166 56V57H165ZM39 57H40V59H39ZM169 57V58H168ZM171 58V59H170ZM10 59V60H9ZM12 59V60H11ZM144 59V60H145ZM146 60V61H149V60ZM4 60H6L5 62H4ZM8 60V61H7ZM37 60H40V61H42V62H39V61H37ZM171 60V61H170ZM35 61H37V62H39V63H36ZM150 61H149V63H147L146 62V64H144L145 63V61H143L144 63H143V65H144V67H145V65H146V67H145V69L146 68H148L149 66V68L147 69L148 70V75L150 74L149 73V70H152L153 69V71L152 72H155L154 70H155V68L153 67V65H151L152 63H150ZM7 62V63H6ZM22 62H23V64H22ZM36 63V65L38 64V65H41V67H42V69H41V67L40 66H37L36 67V65H35V63ZM211 62H214V63H212V65H211ZM7 64L6 66L7 67H5L4 68V64ZM41 63V64H40ZM44 63V64H43ZM48 63V64H47ZM56 63V64H55ZM8 64L10 65V68H9V70L10 71H8L7 72V70H8ZM43 64V65H42ZM49 65L48 67H49V71H48V68H46L47 67V65ZM148 64H150L149 66H148ZM233 64V63H232ZM229 65L230 66V68L231 67H237L238 65ZM45 65V66H44ZM59 65V66H58ZM143 65H141V67L143 66ZM208 65H210V67L211 68H207V66ZM33 66H35V67H33ZM58 67V69H59V72L58 71H56L57 70V67ZM61 66V67H60ZM214 66H215V68H214ZM229 66L228 67H224V66H219V64H218V62L217 61H215V60H209V62L205 65V69H208V70H211V71H206L205 69H204V67L202 68V69H204L202 72H207V73H213L212 71H215L216 69V71H221V69H222V71H224V72H226L228 69H230L229 68ZM30 67V68H29ZM31 67L32 68H35L34 69V71L36 72H38L39 71V73L37 74V72L35 73L34 71V73L32 72V70L33 69H31ZM144 67H142L143 69H144ZM153 67V68H152ZM218 67H220V68H218ZM223 67V68H222ZM240 67V66H239ZM245 69H246V67H247V65H244L243 66ZM36 68H38L37 70H36ZM55 68V69H54ZM61 68V69H60ZM150 68H152V69H150ZM225 68V69H224ZM241 68H242V66H241ZM251 69H252V67H250ZM250 68H249V70H250ZM253 68L255 69V67L253 66ZM40 69V70H39ZM46 69V70H45ZM52 69V70H51ZM54 69V70H53ZM213 69V70H212ZM231 69H234V68H231ZM248 69V68H247ZM4 70V71H3ZM31 70V71H30ZM43 70H45L44 72V74H43ZM157 70V69H156ZM46 71H48V72H46ZM56 71V74L54 73ZM111 71H114V69L112 70H110V73H111V75H110V77L109 78H106L105 80H106V82H107V84H109L108 82H113L112 80H113V77H123V75H122V72H120L119 73V70H117V69H115V71L114 72H111ZM118 71V72H117ZM215 71V72H216ZM251 71V70H250ZM10 72V73H9ZM41 72H42V74H41ZM52 72V73H51ZM58 72V73H57ZM116 72V74L117 73H119V75L117 74H113V73H115ZM151 72V73H152ZM3 73L5 74L6 73V75L8 76L9 74H11V76H14L13 78H11V76L9 75V78L6 76V75H4L5 77H7V78H5L4 76H3ZM9 73V74H8ZM16 73V74H17ZM24 75H22V74ZM156 73V72H155ZM152 73L151 75H150V77L151 78H154L155 79V77H157L158 76V74L156 73ZM13 74V75H12ZM20 74V75H19ZM36 74H37V77H38V75L40 76V77H42L43 76V78H40V77H36ZM55 74V76H53ZM58 74V75H57ZM59 74H61V77H59V78H61V79H59L57 76H60ZM252 74H254V75H258L256 72L255 73H252ZM26 75L27 76H29V77H26ZM42 75V76H41ZM122 75V76H121ZM155 75V76H154ZM157 75V76H156ZM23 76V77H22ZM46 76V77H45ZM252 76V75H251ZM19 77V78H18ZM24 79V80H26V81H24V80H22V78ZM25 77V78H24ZM35 77V78H34ZM57 77V78H56ZM149 77V78H150ZM14 78H16V79H14ZM55 78V79H54ZM150 78V79H151ZM257 78H259L258 76H257ZM7 79H8V81H7ZM10 79H12V80H14V81H16L17 79H18V82H19V80L21 79L22 80V83L20 84V83H18V84H20V87H21V91H19L20 89L18 88V84H17V82H12V80H10ZM42 79H44V80H42ZM153 79V80H154ZM255 79H256V77H255ZM254 78H253V81L255 82L256 80H255ZM10 80V81H9ZM20 80V81H21ZM51 80V81H50ZM53 80L54 81H56L55 83L53 82ZM108 80V81H107ZM110 80V81H109ZM146 80L147 79H145V84H146ZM28 81V82H27ZM42 83H41V82ZM49 81H50V83H49ZM264 81V80H263ZM263 81H261L262 83L261 84H263V85H261L260 84V88H257V90H255V91H258V90H260V92H263V91H261V87L262 86H264V82ZM59 82V85L57 84ZM148 82V81H147ZM12 83V84H11ZM24 83V84H23ZM49 83V84H48ZM52 83V84H51ZM99 83H100V81H99ZM114 83V82H113ZM113 83H110L109 85H110V88L112 87H116V85L115 84H113ZM150 85H148V86H152L153 85V82H151L150 80H149V82H148ZM151 83H152V85H151ZM27 84V85H26ZM54 84V85H53ZM61 84V85H60ZM98 84V83H97ZM25 85V86H24ZM37 85V86H36ZM39 85V86H38ZM101 86V83L100 84H98L97 86H95V89H96V87H98V86ZM115 85V86H114ZM147 85H145L146 87H147ZM13 86V87H12ZM28 86V87H27ZM41 86V87H40ZM99 86V87H100ZM24 87V88H23ZM26 87H27V89L28 90H30V91H28V90H26L27 92H28V95H27V92H25L24 91V89H26ZM32 88V89H30V88ZM36 87V88H35ZM146 87H144V89L146 90L147 88ZM150 87H148V90L150 91L151 89H149ZM37 88H39V89H37ZM56 88V89H55ZM113 88V89H114ZM152 88V87H151ZM263 88V87H262ZM10 89V90H9ZM36 89L38 90V91H36ZM100 90H102V92H106V91H104V88H103V86L101 87V88H99ZM116 89V88H115ZM247 89H250V87L249 88H247ZM246 88H244V90H247ZM9 90V91H8ZM148 90H146L145 92H147ZM213 90L214 89H211L210 91V93L208 92V96H212L211 95V93H217L218 95H219V93L218 92H213ZM240 90V89H239ZM244 90H242L241 89V91L239 92V91H237L236 93H232V95H229L228 97H225V96H223L221 93V95H214L215 96V98L216 99H218V100H216V101H220V103H223V101L224 100H226V104H227V106H228V104L229 105H232V104H230V103H232L233 102V105L235 104L236 106H230L231 107V109H232V107H234L233 109H232V111H231V109H230V111L232 112V115H234L235 113H237V111H238V113L237 114H235V116H233V118H238V116H236V115H239L240 113V116H239V120L244 116L245 118L247 117H249L246 121H248V120H250L251 122H249L250 123V125L247 127V128H245L246 130H244V131H246L247 133H249V132H254L256 129H255V127L257 126H255V124H257V123H253V118H254V121H256L255 119V108L257 107V106H255V105H258V104H260L261 102H260V99H257V97L258 96H260L262 99H261V101L264 99V97H262L261 96V93H256V94H253V93H255V91L252 93L253 95H254V97H255V95L257 96V97H255V98H253V96L251 95V101H252V99H254V101H252V103H253V105H254V113L252 114V113H250V115L253 117H251L249 114H248V116H245V115H247L246 113H245V111L244 112H242L243 110H246V108H245V106H244V102L246 101L245 100V97H247L246 95H248L250 92L249 91H247V92H249L248 94L246 93V91H244ZM5 91V92H4ZM97 92H99V90H98V88H97V90H96ZM112 91V90H111ZM214 91H216V90H214ZM9 92V93H8ZM18 92V93H17ZM21 92V93H20ZM25 92V94H23ZM31 94H30V93ZM101 92V91H100ZM99 92V93H100ZM108 92V91H107ZM144 92V91H143ZM145 92H144V94L143 93H140V94H142V95H145ZM14 93V94H13ZM17 93V94H16ZM110 93V92H109ZM11 96H10V95ZM12 94H13V96H12ZM101 95H102V93H100ZM111 94V93H110ZM113 94V93H112ZM112 94H111V96H112ZM140 94L138 95L139 96V98L140 97H143L142 95L140 96ZM236 94V95H235ZM237 94L238 95H240V96H237ZM246 94V95H245ZM15 95H18V98L20 97V96H24L23 98L22 97H20L19 99H17V97L15 96ZM31 96V99L33 100V102H31L32 100H29L28 98ZM34 95V96H33ZM113 96H115V95H113ZM207 96V95H206ZM223 97V98H217V97ZM230 96H232V99H231V101H230V99H229V97ZM249 96V95H248ZM13 97V98H12ZM14 97H16L15 99H14ZM116 97V96H115ZM114 97V98H115ZM213 97V96H212ZM234 97V98H233ZM235 97H236V99H240V100H236L235 99ZM238 97V98H237ZM138 98V100H137V103H136V105H137V108L138 107H142V108H138L139 110H136L135 112H134V110L132 109V108H130L129 107V105H126V104H120L119 102H117V101H119L118 99H117V97L115 98V100L113 99V97L110 99V117L112 118H110V121L108 122V121H106V123H110V124H108L109 126H110V130L111 131H106L107 133L109 132L110 133V136H107L106 134V132H104V131H101V130H103V128H106V127H109V126H107L106 125V123L104 122L105 121V119L104 118H102L101 117V114L97 117V114L96 113H93V115H94V117H92V114L90 113L89 114V116H88V118L90 119V118H92V119H88V120H86L87 118H86V116H85V119H84V117H83V120H80L79 122H77L78 124L76 125L75 123L74 124H72V126H71V121H69V127H68V125H66L68 122H67V119H64V121H65V123L66 124H64V123H62L61 125L59 124V123H61V122H63V121H61L62 119H63V117H61V120L59 119V122H58V120H56V122L58 123L57 125H58V127H57V125H55L54 124V127L55 128H57L60 132H61V128H62V130H64V132H66V133H64L63 131L61 132V133H59V134H61L60 135V138L61 139H65L64 141H66L67 139V137H73V135L72 136H70V134H74V132L76 131L77 133L76 134H79V132L81 133V132H83V134H85L84 136H86V134H88L87 132H84V130H88V132H89V134L90 133H92V131L93 130H95L94 129V127L93 126H95V124H97L96 126L97 127H99L101 130H99L98 128H96V130L98 129V131L99 132H97L96 130V132L94 131L93 133H92V135H89V137L90 136H93L94 135V133H99V134H97V135H99V137L95 134V137L96 138H92V139H90V142H91V144H90V142H89V140H86V142L84 141V139H86V137L84 138V136H83V138L82 137H79L78 136V138H79V140H81L80 138H82L83 140H82V142L81 143H78V139L77 138H75L74 137V139H76V142H77V144H76V142L75 141H73L74 139H71V138H68V141H70V139H71V143L72 142H75L74 144H76L77 146H78V144H82V143H89L91 146V149L89 148V150H91V154L88 156V154H87V159H83V160H85V162H84V164H83V168L85 169L86 168V170H85V172H87V166L88 165H85L88 161H94V163L95 162H99V163H101V161H104V160H108V155H112V154H114V153H112V154H109V153H111V152H114L115 151V153H116V150L118 149V148H116V150H114L115 149V147H119V150L121 151L122 150V147L124 146V144L126 145L127 144V146L128 145H130L131 143V145L132 146H134V145H136V146H134L133 148H132V146L130 145V148H132V149H130V148H127V146L125 147V148H127V149H130L131 151H132V153H131V151L130 150H126L125 148V150H126V152H128V151H130V153H131V156L129 155L128 157L130 158V161H134V158H135V154H136V157L138 156V157H142V158H140L141 159V162H142V164H143V170L141 169L140 171L141 172H143L144 170V172H145V177L144 178H146V180H147V176H150L149 175V173L148 172H151V171H149L148 170V168H149V166L150 165H148V163L145 161L146 160V156H148V153L146 154V152L147 151H145V149H141V148H144L143 147V142H141V141H144L145 142V140H140L141 138H140V136L142 137V139H144V137H143V134H141V130H140V124L139 123H141V121L142 120H145L146 122L147 121H149V119H150V117H148L147 116V114H148V112H147V110H146V108H145V106H144V104H143V101H142V99H141V101L142 102H138V101H140V99ZM208 98H210V97H208ZM214 98V97H213ZM248 98V97H247ZM35 99V98H34ZM220 99V100H219ZM223 99V100H222ZM228 99H229V101H228ZM256 99L258 100V101H256ZM23 100H24V102L25 103H23ZM28 100V101H27ZM100 100V99H99ZM234 100V101H233ZM244 101V102H242V104H240L241 102L240 101ZM2 101V102H1ZM18 101V102H19ZM115 101V102H114ZM236 101V102H235ZM29 102V103H28ZM227 102H229V103H227ZM235 102V103H234ZM239 103V105H238V103ZM260 102V103H259ZM27 103V104H26ZM33 105H32V104ZM119 103V104H118ZM142 103V105H139V104H141ZM237 103V104H236ZM113 104V105H112ZM116 104V105H115ZM225 104V102L223 103V105H226ZM112 105V106H111ZM124 105V106H123ZM139 105V106H138ZM117 106V107H116ZM239 106H242L241 108H242V110H240L241 108L239 107ZM120 107V108H119ZM125 107V108H124ZM128 107V108H127ZM201 107V106H200ZM236 107V108H235ZM113 108V109H112ZM118 108V109H117ZM240 108V109H239ZM123 109H124V111H123ZM140 109H143V110H140ZM235 109V110H234ZM237 109V110H236ZM115 110V111H114ZM122 110V111H121ZM129 110V111H128ZM236 111V112H234V111ZM240 110V111H239ZM120 113H122V114H120ZM117 112V113H116ZM125 112V113H124ZM131 112V113H130ZM135 114H134V113ZM139 112V113H138ZM145 112H147V113H145ZM231 112H230V115H231ZM114 113V114H113ZM144 114V116H143V114ZM234 113V114H233ZM243 113V114H242ZM244 113H245V115H244ZM119 114V115H118ZM127 114V115H126ZM130 114V115H129ZM137 114H139V116L140 117H137L136 118V116H137ZM142 114V115H141ZM2 115V114H1ZM122 115H124V116H122ZM241 115H242V117H241ZM117 116V117H116ZM97 117V118H96ZM101 117V118H100ZM124 117V118H123ZM128 117V118H127ZM133 117V118H135V119H131V118ZM142 117V118H141ZM4 118V115H2V119ZM7 119H6V121L8 122V124L6 123V121L4 122L3 120H2V126H3V128L4 127H6L5 129H4V131L6 132V135H7V133H8V135H9V137H11L12 139H9L10 141H12L11 143L14 145V147L16 148V150H17V152L19 153V151L21 150L22 151V155H23V160H22V162L24 163V165L26 166V167H28L29 169H30V167H31V169L33 170V172H34V174H39V172L40 173H42L41 175L43 176V179H44V175L43 174H45V179L44 180H46L47 179V181L46 182H48V184L49 185H52V187H53V185H54V187H56V188H54V189H56V191H58V196H60L62 199L64 198V200L63 201H65V203L64 204H67V206L69 207L68 209L69 210H71V212L73 213L74 212V210H75V208H76V210H77V212H76V210H75V212L73 213V214H75V217H77L76 219L78 220V223H77V227H76V231H78V233H79V238H80V235L82 234V237H84V235H86V236H88V237H86V239H82L84 242H87V241H90V246L92 245V248L89 246V244H88V247H89V252H90V255L92 254H94L93 255V258H95V256H96V260L98 261V263L100 262V264H121L120 262L122 261V260H120V259H122V258H120V259H118V257H120V255L119 256H117V260H115V258H114V256L113 255H108L109 254V252L111 251L110 250V248H108L107 246H109V244H110V237H107L106 238V241L108 242L107 244V248L109 249V252H108V254H107V252H105L104 251V245H106L105 243V239H102V238H105V237H100L101 236V234H102V232L105 234V232H107L106 231V227H103L104 225H102V220H100L99 218L97 219V217H95V216H90L89 218L90 219H93V221L95 220L96 222H98L100 225H102V227H103V229H101L102 227L100 226V225H98L99 226V228L101 229V233L99 234V232L98 231H100V229H98V226H97V224L98 223H96L95 224V222L93 223V221L91 220L90 221V219L87 217V216H85L86 214H85V211L83 210V208L82 207H80L78 204H74V199L72 200V197H70L69 196V194H68V189H67V187L65 186V184L63 183H61V182H59L60 180H56L54 177L52 178L51 176H53L52 174H50V173H48L49 171L47 170V169H45L46 168V166L44 165L45 164V162L44 161H41L40 159H38V157L37 156H35L34 154H32L33 152H31L32 150H31V148H30V150L29 149H27L28 147L26 146V145H24L23 146V144H24V142L22 141V139H20L17 135L15 136V137H18V141H16L17 140V138H15V137H12V136H14L13 134H10L9 133V129L7 130V128H9V118L8 117H6ZM120 120H119V119ZM141 120H140V119ZM145 118V119H144ZM149 118V119H148ZM5 119V118H4ZM94 119H96L95 121H94V123L95 124H92L93 122H92V120H94ZM98 119H99V122H97L98 121ZM100 119H102V120H100ZM103 119H104V121H103ZM116 119H118V120H116ZM231 119V120H230ZM230 119H228V121H226V122H224L225 124H224V126H225V129H227L226 131H224L222 134H228V136L227 137H225L226 135H223L224 136V138L223 137H220L221 139H223V140H220V138H218V139H215L216 141L218 140H220V141H224V139L225 138H230V136L231 135H233V133L231 132V129L233 128L232 127V124L234 125L235 124V121H232V120H234V119H232V116H230ZM238 119H236V124H237V120ZM85 120L87 121V124H92V129H91V131H90V124L89 125H87V128L88 129H86V124H85ZM115 120L116 121H118V123L120 124H118L117 122H115ZM123 120V121H122ZM125 120V121H124ZM140 120V121H139ZM205 120V119H204ZM203 120V122L205 123L206 121H204ZM207 120V119H206ZM61 121V122H60ZM208 121V120H207ZM230 121V122H229ZM80 122H81V124H83V125H81L80 124ZM101 122H103L104 123V125H103V123H101ZM113 122V123H112ZM132 122H134L133 124H132ZM139 122V123H138ZM202 122V123H203ZM227 122H229V123H227ZM234 122V123H233ZM239 122V121H238ZM115 123H116V125H115ZM128 123V124H127ZM136 123H137V126H136ZM206 123H208V122H206ZM232 123V124H231ZM252 123H253V125H252ZM84 124H85V126H84ZM101 124V126L103 125L104 127H100L99 125ZM139 124V125H138ZM8 125V126H7ZM63 125H65V126H63ZM75 125V126H74ZM113 125V126H112ZM114 125L116 126V128H114ZM118 125V126H117ZM206 125H208V124H205L204 126L206 127ZM252 125V126H251ZM201 126H203V125H201ZM235 126V125H234ZM253 126H254V128H253ZM68 127V128H67ZM72 127H74V128H72ZM77 127V128H76ZM85 127V128H84ZM112 127V128H111ZM117 127H120V128H117ZM226 127H228V128H226ZM232 127V128H231ZM252 127V128H251ZM69 128H71V129H69ZM136 128V129H135ZM251 128V129H250ZM56 129V130H57ZM67 129V130H66ZM69 129V130H68ZM74 129H75V131H74ZM77 129V130H76ZM79 129V130H78ZM115 129H117V131L115 130ZM132 129V130H131ZM229 129V130H228ZM233 129H235V128H233ZM233 129H232V131H233ZM253 129H255L254 131H253ZM71 130V131H70ZM113 130V131H112ZM114 130H115V132H114ZM120 130V131H119ZM137 130V131H136ZM250 130H252V131H250ZM59 131H57V132H59ZM69 131V132H68ZM122 131H124V133L122 132ZM131 131V132H130ZM67 132H68V135H67ZM70 132H72V133H70ZM105 133V135H106V137H105V135H104V133ZM115 133V134H113V133ZM117 132V133H116ZM120 132V133H119ZM128 132V133H127ZM234 132V131H233ZM100 133H101V135H100ZM109 133H108V135H109ZM112 133V134H111ZM120 134V135H117V134ZM124 135H122V134ZM141 135H140V134ZM128 134H130L129 135V137H128ZM133 134V135H132ZM11 135V136H10ZM75 135V134H74ZM79 135H82V133L81 134H79ZM122 135V136H121ZM126 135V136H125ZM248 135H250V133L248 134ZM100 136H102V137H100ZM103 136L105 137V139L103 138ZM113 136V137H112ZM131 136V137H130ZM220 136H222V135H220ZM76 137H77V135H76ZM108 137H110L109 138V140H108ZM123 139H122V138ZM134 137H136V138H134ZM162 137H164V136H161L160 137V144L164 147V149H167V150H164L163 152H166V153H164V159H165V165H166V163L168 162V164L169 165H166V167L168 168V171L170 170L171 172H172V175H171V173H170V171H169V176H170V179H171V177L173 178L172 180H177V182L175 181V183L171 180L170 181V179H169V176L167 175V177L166 176H164V177H162V179H161V183L162 182H164V184H165V182H167V184L169 185H172V186H170V188H169V186L168 185H161V190L159 191V188L157 189V193H159V195H164L166 192H167V194H165V195H168V197H169V199H170V197H171V195H172V198H173V196L174 197H176V195H178L179 193L181 194L182 193V196H186V197H189L188 199L189 200H191V198L193 199L194 198V196H193V194H190L192 191H191V187H192V185L188 182V180L186 179L187 177L186 176H184V174L182 173V172H180V170H179V168H178V163H176L177 162V159H176V157H175V159H173V157L175 156V154H172V152H173V147L172 146H169V147H172L171 149L172 150H170V148L169 147H167V145H171L168 141L169 140H167L166 138L167 137H165V138H162ZM14 138V139H13ZM59 138V139H60ZM102 138V141L104 140V142H106V144H104L103 142L101 143V140L100 141H98V139H101ZM112 138H113V140H112ZM213 138V137H212ZM233 138V136L231 137V139ZM60 139V140H61ZM87 139H88V137H87ZM97 139V140H96ZM121 139L123 140V141H125L124 142V144L122 143H120V141H121ZM129 139V140H128ZM138 139V140H137ZM165 139V140H164ZM95 140V141H94ZM115 140H116V142H115ZM164 140V141H163ZM229 140V139H228ZM248 140H249V137H248ZM23 143H22V142ZM61 141H63V140H61ZM95 142V143H93V142ZM114 141V143L116 144L118 141V146L117 145H114V143H113V145H110L109 147H105V148H103L104 147V145H106V146H108V144L109 143H111L112 144V142ZM166 141L168 142V143H166ZM225 141L226 142H228L226 139H225ZM224 141V142H225ZM247 142V140H244V141H242V144H244V146L246 145V142ZM67 142V141H66ZM69 142V143H70ZM122 142V141H121ZM140 142H141V144H142V146L140 147ZM164 142V143H163ZM244 142V143H243ZM68 143V142H67ZM70 143V144H71ZM97 143H100V144H98V146H97ZM119 143L121 144L120 146H122L121 147V149H120V146H119ZM136 143V144H135ZM74 144H71L72 145V147H77L76 145L74 146ZM89 144H83V146L85 147V145H89ZM94 144V145H93ZM96 144V145H95ZM102 144V145H101ZM165 144H166V146H165ZM248 144V143H247ZM138 145H139V147H138ZM145 145H146V143H145ZM93 146V147H92ZM97 146V147H96ZM83 147V148H84ZM129 147V146H128ZM146 147V146H145ZM82 148V145H81V147H80V145H79V150L80 149H83ZM86 148V147H85ZM88 148V147H87ZM112 150H114V151H112ZM114 148V149H113ZM147 148V147H146ZM26 149V150H25ZM75 149H77V148H75ZM105 149V150H104ZM122 150V151H125V150ZM135 149V150H134ZM141 149V150H140ZM83 150H85V149H83ZM104 150V151H103ZM107 150V152H105ZM108 150H110V151H108ZM140 150V151H139ZM144 150V151H143ZM147 150V149H146ZM81 151V150H80ZM86 151H88L87 149H86ZM92 151L94 152V154L96 153V155H97V152H98V157L101 159H99V161H97L98 160V157H96V156H94V154L92 153ZM102 151V152H101ZM137 151V152H136ZM141 151H142V153H141ZM83 153H84V151H82ZM109 152V153H108ZM135 152V153H134ZM139 152V153H138ZM88 153V152H87ZM99 153L101 154L100 156H102V157H100L99 156ZM106 154L107 155V153H108V155L106 156V155H104V154ZM117 153H118V151H117ZM116 153V154H117ZM121 153H124V152H121ZM141 153V154H140ZM143 153H145V154H143ZM174 153V152H173ZM85 154H86V152H85ZM84 154V155H85ZM93 154V155H92ZM103 154V155H102ZM116 154H114V155H116ZM120 154V153H119ZM126 154H128V153H126ZM140 154V155H139ZM165 154H168V155H170V157H168V155H166L165 156ZM20 155V154H19ZM83 155V156H84ZM92 155V156H91ZM90 156H91V159L92 160H89L90 159ZM96 157L95 159H94V157ZM2 157V158H1ZM32 157V158H31ZM37 159H36V158ZM89 157V158H88ZM111 157V156H110ZM125 157V156H124ZM223 156H219L217 159L219 160V161H221L223 158H222ZM21 158V157H20ZM25 158V159H24ZM105 158V159H104ZM126 158V157H125ZM167 158V159H166ZM221 160H220V159ZM111 159V158H110ZM143 159H145V160H143ZM28 160V161H27ZM106 160V161H107ZM172 160H173V162H174V164L172 163ZM176 162H175V161ZM4 161V162H3ZM39 161H41V162H39ZM110 161V160H109ZM126 161L128 162V159H126ZM129 161V162H130ZM147 163H145V162ZM40 164H39V163ZM105 162V161H104ZM111 162H113V161H110V164H114V162L113 163H111ZM171 162V163H170ZM2 163H4V164H7V161H6V159L4 158V155L3 154H0V246L1 245H3V246H1L2 247V249H1V251H0V260H2L0 263L1 264H7L8 262H9V264H17V262L19 263V264H47L49 261H50V263H48V264H59V261L61 262L60 264H67L68 262L67 261H65L66 259H64L63 258V255H62V253H61V251H60V249L58 248V245L55 243V240L53 239V235H52V233L51 232H49V230H48V228L46 227V222H45V218H43V216L44 217H46L45 216V214L43 215V216H41L40 214L41 213H39L40 211H39V209H37L38 207H36V205L37 204H34L33 202H32V200L28 197V196H26L24 193L22 194V189H21V187H20V185H19V183H18V180L15 178V176H13V173H12V171H11V169H8L7 167H8V165H5V166H7L6 167V169L7 170H9L10 172L9 173H7V172H5V166L4 167H2L4 164H2ZM94 163H92L91 162V164H94ZM99 163L97 164V166L99 165ZM107 163V162H106ZM43 164V165H42ZM88 164V163H87ZM90 164V163H89ZM90 164V165H91ZM102 164H104L103 162H102ZM109 164V163H108ZM129 164V163H128ZM127 164V165H128ZM130 164H132V162L130 163ZM146 164V165H145ZM172 164H173V166L174 167H172ZM2 165V166H1ZM29 165V166H28ZM90 165H89V168H90ZM95 165V164H94ZM91 166V171L90 170H88L89 172H90V174H89V172H88V174L87 173H85V175H87V176H85L86 178L88 177V175L91 177V178H89V182L90 181H93V183H92V186L93 187H95V189L97 188V186H99L97 189H96V192H97V190H99L98 192H99V196H101V193H102V196H101V198H100V201L102 200V197L104 198V196H105V198L103 199L104 200V202H103V204H105V205H107V208L109 209L110 207V203L109 202H111V208L114 210H112L111 208L109 209V211H111L110 213L114 216H116V213H117V216H116V222H118L117 220L119 219L120 220V218H123V216H124V218H131L130 220L127 218V220L126 219H124L122 222H120V223H124L123 224V226L125 225V224H128L127 226H131L132 228H133V225H134V228L136 227V225L135 224H138V223H141V222H138V221H141V219H138V221H137V216L136 215H140L141 214V212H142V210L145 208H143V206L146 204V206H147V208H151L150 210L152 211V208L154 207V205L153 204H150L149 203V201H147V203L145 202V201H140V199H139V195L137 196V193H139L138 192V188H135L136 187V185H133L132 187L133 188H129L130 186H124V188L123 187H120L119 189H121V190H119L120 191V195H122L121 193H128L127 195L126 194H124L125 196H123V197H121L120 195L119 196H117L119 193H117V195L116 194H112L113 192H112V188L111 189H109L110 187H112V185H114V179H113V173L115 172V171H112L113 173L111 174L110 173V171L111 170H113V166L112 165H110V171L109 170H107V168L109 167V165H108V167H106V169H105V166H107V164H104L103 166L101 165H99L98 167L100 168V167H103V171L101 170L100 171V169L99 168H97V166ZM170 166V167H169ZM112 167V168H111ZM4 168V169H3ZM40 168V169H39ZM43 168V169H42ZM177 168V169H176ZM29 169H28V171H29ZM96 169H98V171H100V172H98ZM3 170V171H2ZM31 170V171H32ZM36 170V171H35ZM39 170V171H38ZM46 170V171H45ZM96 171L95 173H94V171ZM133 170V169H132ZM148 170V171H147ZM151 170V169H150ZM48 171V172H47ZM119 171H122V174H123V180H122V178L119 176V174H120V172ZM118 171V176L120 177V180H122L123 182V184H128V185H131V182H129V181H126V183L124 182V180H125V178L124 177H126L125 175H124V170H119ZM177 171V172H176ZM46 172V173H45ZM93 172V173H92ZM117 172V171H116ZM146 172L148 173V174H146ZM174 172V173H173ZM179 172V173H178ZM178 173V174H177ZM181 173H182V175H183V177H182V175H181ZM6 174V175H5ZM93 174V175H92ZM97 174L98 175H100V177H102L101 179H103L102 181H101V179L97 176ZM102 174H104V176H106L107 177V180H105V184L103 185L102 184V182L104 181V179H106V177H104ZM107 174V175H106ZM121 174V175H122ZM151 174V173H150ZM5 175V176H4ZM102 175V176H101ZM147 175V176H146ZM174 175V176H173ZM2 176V177H1ZM8 176V177H7ZM32 176V175H31ZM47 176H48V178H47ZM98 178H97V177ZM115 176V175H114ZM251 175H249L248 177H250ZM7 177V178H6ZM104 177V178H103ZM108 177H111V178H109L108 179ZM118 177V178H119ZM179 179H178V178ZM186 177V178H185ZM248 177H247V182L249 181V179H248ZM5 178V179H4ZM32 178H33V176H32ZM149 179H151L150 177H148ZM164 178V179H163ZM166 178H168L169 179V181L166 179ZM34 179V178H33ZM55 179V180H54ZM91 179V180H90ZM112 180V182H111V180ZM117 179V178H116ZM116 179H115V181H116ZM166 179V180H165ZM186 179V180H185ZM252 179H254L253 177H252ZM4 180V181H3ZM110 182H109V181ZM119 180V179H118ZM119 180V181H120ZM183 180V181H182ZM101 181V182H100ZM119 181H117L116 183H115V185L118 183L120 186L122 185L123 186V184L122 183H120ZM186 181L188 182V183H186ZM250 181H251V183H252V180H251V178H250ZM254 181V180H253ZM9 182V183H8ZM53 184H52V183ZM55 182V183H54ZM171 182V183H170ZM184 182H185V184H184ZM58 183V184H57ZM107 183H112V185L110 184V185H108V186H106L107 185ZM160 183V184H161ZM177 183V184H176ZM250 183V182H249ZM5 184V185H4ZM14 184V185H13ZM55 184H57V186L55 185ZM100 184V185H99ZM103 186H102V185ZM132 184H133V182H132ZM135 184V183H134ZM173 184H175V185H178L179 187H180V190L182 189V191L184 192H181L180 190H175L174 188H172L174 185ZM181 184V185H180ZM184 184V185H183ZM253 184H255V182H253ZM252 184V185H253ZM60 185V187H58ZM97 185V186H96ZM114 185V186H115ZM186 185H188L187 187H186ZM38 186V185H37ZM64 186V187H63ZM113 186V187H114ZM118 186V185H117ZM167 186V187H166ZM61 187H63L62 188V190H61ZM130 189V191L128 190V188ZM164 187V188H163ZM165 187L167 188V189H170V191L172 190V193H175V195H173L169 190L167 191V189H166V192H165ZM178 187V188H179ZM248 187H250V188H248L250 191H252L253 189V187L251 188V185L250 186H248ZM39 188V187H38ZM106 188V189H105ZM135 188V191L133 192V190L132 189H134ZM163 188V189H162ZM178 188H176V189H178ZM13 189V190H12ZM65 189V190H64ZM67 189V190H66ZM108 189V190H107ZM116 188H114L113 189V191L115 190ZM184 189V190H183ZM246 190V191H248L247 193H246V191L244 192L245 193V195H243L242 197H241V200H240V202H239V209L237 208L236 209V211H235V213H233V215L230 217V219H229V221L228 222H231V221H233V220H235L236 218H237V216H238V214L240 215V213H241V211H243V209L244 210H246V207L248 206V208H249V206H251V210H253L252 208H254V206L251 204L250 205V202H249V200L247 201V199H249V198H246L247 197V195L249 196V190ZM252 189V190H251ZM15 190V191H14ZM117 190H118V187H117ZM116 190V191H117ZM123 190V191H122ZM129 192H128V191ZM131 190H132V193H136L135 194V196H133L134 194H131L130 192H131ZM162 190H164V191H162ZM19 191H21V192H19ZM41 191V190H40ZM103 191V192H102ZM108 191H109V193H108ZM127 191V192H126ZM175 191V192H174ZM191 191V192H190ZM42 192V191H41ZM66 192V195L64 194ZM98 192H97V194H98ZM111 192V193H110ZM163 192V193H162ZM165 192V193H164ZM170 192V193H169ZM188 192V193H187ZM254 192V191H253ZM104 193V194H103ZM115 193V192H114ZM169 193V194H168ZM249 193V194H248ZM110 194H111V196H110ZM133 196V198H131L132 196ZM171 194V195H170ZM179 194V195H180ZM247 194V195H246ZM44 195V194H43ZM129 195V196H128ZM193 196V197H190V196ZM251 195V194H250ZM9 196V197H8ZM66 196H68V197H66ZM108 198H107V197ZM127 196V197H126ZM137 196V197H136ZM14 197V198H13ZM67 199H66V198ZM114 197H116V198H114ZM160 197V196H159ZM244 197L246 198L245 200L246 201H244ZM70 198V199H69ZM121 198H125V201H123L124 199H121ZM243 198V199H242ZM14 199V200H13ZM18 199V200H17ZM114 199H115V201H114ZM128 201H127V200ZM130 199V200H129ZM132 199V200H131ZM133 199H134V201H133ZM139 199V200H138ZM174 199H176V198H174ZM109 200H111V201H109ZM117 200H119V201H117ZM138 200V201H137ZM123 201V204H120L121 202ZM135 201H137V202H135ZM141 203H140V202ZM171 201V200H170ZM169 201V203H167V205H166V210H165V208H164V211H167L166 213H168V212H170V206H168V205H171L172 206V204H173V202L175 201V200H172V202H170ZM73 203V204H71V203ZM102 202V201H101ZM116 202H118V204H116ZM125 202V203H124ZM127 202V203H126ZM144 202H145V204H144ZM157 202H158V200H157ZM27 203V204H26ZM113 203V204H112ZM135 203V204H134ZM150 205H149V204ZM249 203V204H248ZM144 204V205H143ZM149 206H148V205ZM246 206H245V205ZM71 205V206H70ZM109 205V206H108ZM114 205V206H113ZM117 205V206H116ZM120 207H119V206ZM139 205H140V207L141 208H143V209H141L140 207H139ZM141 205H143V206H141ZM153 205V206H152ZM156 205V204H155ZM73 206V207H72ZM75 206H78V207H75ZM113 206V207H112ZM123 206V207H122ZM127 206V207H126ZM138 206V207H137ZM151 206V207H150ZM168 206V207H167ZM122 207V208H121ZM126 207V208H125ZM132 207V208H131ZM73 208V209H72ZM120 208V209H119ZM123 208H125V209H123ZM132 210H131V209ZM134 208H135V210H134ZM139 209V211H141V212H137L138 211V209ZM81 209H82V211H81ZM122 209V210H121ZM118 210H120L121 211V213L122 214H120V215H118V213H119V211ZM134 210V211H133ZM149 209L147 210L146 208H145V210L144 211H147V213H149V211H150ZM154 210L155 211H157L158 210V215L159 214H162V209L160 208V210H159V208L157 209V208H154ZM241 210V211H240ZM250 210V209H249ZM118 211V212H117ZM124 212V214H123V212ZM136 211V212H135ZM143 211V212H144ZM237 211H239V212H237ZM81 212V214H79ZM112 212H115V213H112ZM130 212V213H129ZM133 214H132V213ZM142 212V213H143ZM244 212V211H243ZM129 213V214H128ZM134 213L136 214V215H134ZM140 213V214H139ZM145 213V212H144ZM151 213V212H150ZM164 213V212H163ZM78 214V215H77ZM130 215V216H132V217H130V216H128V215ZM156 214H157V212H156ZM127 215V217H125ZM163 215V214H162ZM161 215V216H162ZM85 218H84V217ZM134 216H136L135 218H136V220L134 219ZM235 216V217H234ZM81 217H83L84 219H86V217H87V219L86 220H84V219H80ZM93 217V218H92ZM163 217H166V216H163ZM79 218V219H78ZM251 218H253V217H251ZM46 219H47V217H46ZM17 220V221H16ZM83 220V221H82ZM133 220V221H132ZM145 220H147V219H144V223H145ZM7 221V223H5ZM102 221V222H101ZM127 221V222H126ZM136 223H135V222ZM3 222V223H2ZM88 222H90V223H88ZM118 222V223H119ZM131 222V223H130ZM134 222V223H133ZM147 222V221H146ZM252 222V223H251ZM12 223V224H11ZM118 223H117V225H118ZM143 223V224H144ZM21 224V225H20ZM92 224V225H91ZM95 224V225H94ZM104 224V223H103ZM130 224V225H129ZM133 224V225H132ZM250 224L251 225H253V219H250ZM83 225V226H82ZM85 225V226H84ZM121 224H119V227L121 228V226H120ZM142 225V224H141ZM140 224H139V226H141ZM23 226V227H22ZM32 226V227H31ZM46 228H45V227ZM89 226V227H88ZM92 226H97V227H95V228H97L98 230H95V228H93L92 230H91V227ZM82 227H83V229H82ZM86 227V228H85ZM125 227V226H124ZM130 227V228H131ZM138 227V226H137ZM25 228V229H24ZM28 228V229H27ZM41 228V229H40ZM45 229V230H43V229ZM128 227H125L124 229H127ZM14 229V230H13ZM34 229V230H33ZM36 229V230H35ZM81 229V230H80ZM105 229V230H104ZM129 229V228H128ZM128 229H127V231H128ZM136 229V228H135ZM14 232H13V231ZM80 230V231H79ZM83 230V231H82ZM90 232H89V231ZM103 230V231H102ZM132 230V232H133V230L134 229H131ZM131 230H129V231H131ZM27 231V232H26ZM42 231V232H41ZM105 231V232H104ZM128 231V232H129ZM36 232V233H35ZM87 232V233H86ZM92 232H93V234H92ZM98 232V233H97ZM253 232H255V231H253ZM252 232V233H253ZM42 233H43V235H42ZM50 233V234H49ZM81 233V234H80ZM85 233V234H84ZM94 233H95V235H94ZM251 233V234H252ZM15 236H14V235ZM21 236H20V235ZM38 234V235H37ZM87 234H90V235H87ZM96 234H98V235H100L99 237H98V235H96ZM250 234V237H254L255 236V234L256 233H253L252 235ZM19 235V236H18ZM72 235V234H71ZM35 236V237H34ZM48 236V237H47ZM91 236V237H90ZM103 236V235H102ZM246 236V235H245ZM17 237V238H16ZM2 238V239H1ZM6 238V239H5ZM22 238V239H21ZM87 238H88V240H87ZM90 238V239H89ZM100 238V239H99ZM242 238H245L244 236L242 237ZM10 240V241H8V240ZM19 239V240H18ZM21 239V240H20ZM26 239V240H25ZM31 239H33V240H31ZM40 239V240H39ZM97 239H99V240H97ZM3 240H4V242H3ZM28 240V241H27ZM87 240V241H86ZM105 242V243H103V241ZM109 240V241H108ZM23 241V242H22ZM49 241V242H48ZM53 241V242H52ZM9 242V243H8ZM2 243H4V244H2ZM7 243H8V246H6L7 245ZM13 243V244H12ZM28 243V244H27ZM41 243V244H40ZM47 243V244H46ZM50 243V244H49ZM88 243V242H87ZM93 243H96V244H93ZM98 243H100V246H99V244ZM103 243V244H102ZM20 244H22V245H20ZM33 244H35V245H33ZM23 245H25V247L26 248H24L23 247ZM93 245H95L94 247H93ZM102 245V246H101ZM11 246V247H10ZM23 248H22V247ZM39 246V247H38ZM20 247V248H19ZM97 247H99L98 249H97ZM101 247V248H100ZM106 247H105V249H106ZM9 248H13L12 249V252H11V249H9ZM20 250H19V249ZM45 248V249H44ZM130 248V247H129ZM6 249V250H5ZM16 249H18V251L16 250ZM94 249V250H93ZM107 249V250H108ZM21 250H22V255H21ZM53 250V251H52ZM58 252H57V251ZM90 250H93V253H92V251H90ZM106 250V251H107ZM120 250V249H119ZM131 250H133V253L131 252ZM134 247L133 248H131L130 249V252H129V254H128V257L129 258H132L131 260H134V262L133 261H131L130 259H128V260H126V261H124L125 259H127L128 257H125V259L123 258V261H122V263L123 264H127V261H129L130 260V262H128L129 264L131 263V264H143L141 261H142V259L140 258V259H138V257H136L137 256V253H135L134 252ZM25 251V252H24ZM26 251H27V253H26ZM35 251V252H34ZM49 251V252H48ZM99 251H100V253H99ZM103 251L105 252V254H102L103 253ZM2 252V253H1ZM15 252V253H14ZM31 252H33V253H31ZM5 253V254H4ZM15 254V255H13V254ZM18 253V254H17ZM25 253V254H24ZM55 253V254H54ZM113 253V252H112ZM112 253H110V254H112ZM29 256H28V255ZM53 254V255H52ZM117 254H119V253H117ZM135 256H134V255ZM2 255V256H1ZM11 255V256H10ZM18 255H21V256H18ZM91 255V256H92ZM101 255V256H100ZM108 256V259H107V257L106 256ZM9 256V257H8ZM43 256V257H42ZM47 256V257H46ZM59 256V257H58ZM115 256H116V254H115ZM131 256V257H130ZM133 256H134V259H133ZM14 257H18L17 259L16 258H14ZM49 257V258H48ZM53 257V258H52ZM55 257V258H54ZM112 257V258H111ZM121 257H122V255H121ZM1 258H3V259H1ZM5 258V259H4ZM8 258V259H7ZM13 258V259H12ZM25 258V259H24ZM52 258V259H51ZM57 258V259H56ZM59 258V259H58ZM101 258V259H100ZM111 258V259H110ZM135 258H137L136 260H135ZM18 259H22V260H18ZM28 261H27V260ZM46 259V260H45ZM110 259V260H109ZM9 260H11V261H9ZM18 260V261H17ZM53 260H54V262H53ZM57 262H56V261ZM112 260V261H111ZM118 260H120V262H118ZM137 260L139 261L138 263H137ZM8 261V262H7ZM17 261V262H16ZM22 261V262H21ZM23 261H24V263H23ZM36 261V262H35ZM43 261V262H42ZM136 261V262H135ZM3 262H5V263H3ZM26 262V263H25ZM28 262V263H27ZM46 262V263H45ZM133 262V263H132ZM69 264V263H68ZM145 264V263H144Z\"/></svg>","mask_w":264,"mask_h":264},{"label":"water","instance_id":"95a60500","mask_svg":"<svg viewBox=\"0 0 264 264\" xmlns=\"http://www.w3.org/2000/svg\"><path fill=\"white\" fill-rule=\"evenodd\" d=\"M0 145L4 148L6 154L8 155V158L20 174L25 185L27 186L30 195L40 207L42 212L45 214L50 224L56 230L75 262L77 264H90L78 250L76 243L72 238V235L70 234L69 230L66 228L62 220L59 218L54 208L50 205L48 200L44 197L40 189L37 187L36 182L28 171V168L24 165L16 148L7 137L6 132L4 131V128L2 126L1 116Z\"/></svg>","mask_w":264,"mask_h":264}]
</instances>
